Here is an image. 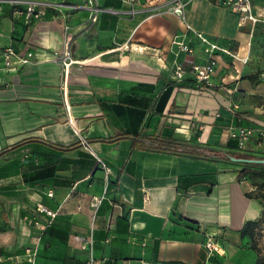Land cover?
<instances>
[{
    "label": "crops",
    "instance_id": "1",
    "mask_svg": "<svg viewBox=\"0 0 264 264\" xmlns=\"http://www.w3.org/2000/svg\"><path fill=\"white\" fill-rule=\"evenodd\" d=\"M98 1L129 9L122 0ZM252 2L262 19L254 30L240 27L222 0L187 6L195 31L237 55L216 54L209 85L191 73L172 79V43L186 32L173 15L107 11L91 24L88 11L62 7L27 22L15 14L24 3L0 4V50L34 55L17 70L0 69V264H257L242 237L264 215L257 184L226 160L164 150L178 141L236 154L230 132L238 127L263 131L246 149L264 145V0ZM67 34L69 69L57 58ZM189 37L192 60L205 63V46ZM209 235L224 256L208 257Z\"/></svg>",
    "mask_w": 264,
    "mask_h": 264
},
{
    "label": "built area",
    "instance_id": "2",
    "mask_svg": "<svg viewBox=\"0 0 264 264\" xmlns=\"http://www.w3.org/2000/svg\"><path fill=\"white\" fill-rule=\"evenodd\" d=\"M80 4H71L63 5L51 3L49 0H0L2 3H11L13 5H20L24 3L26 5V10L22 12L19 7L15 8V14H24L26 21H30L33 18H38L44 15L45 9H61L62 7H67L72 11L86 10L89 12V23L95 24L100 15L104 12H110L113 14H127L130 16H135L139 13H149L154 15H173L180 20H182L186 27V32L183 35L177 36L171 47V54L174 55V73L172 79L176 81H185L188 79V74L191 73L195 80L199 84H210L211 79L216 71L217 60L216 54L218 52L227 54L233 58H237V55L234 54L230 49L223 48L210 41L202 33L195 31L190 24L186 21V8L193 0H122L123 4L129 6V9L124 12L106 10L102 8L98 0H80ZM222 5L226 10H230L239 15V26L245 27L250 25L252 30L262 22L261 17L255 13L252 0H222ZM68 29V28H67ZM192 33L195 38H197L201 45L205 46L204 52L206 53V61L203 64L194 63L192 57L195 54V48L192 43V39L189 37V34ZM71 42L72 36L67 34L65 49L61 54L58 55L59 63L69 69V67L74 63L71 57ZM188 56L187 59L181 61V56ZM33 54L29 53L26 56L21 55L14 51L12 48H7L0 50V69L5 71L17 70L22 66H26L31 63ZM190 57V58H189ZM163 58H160L161 61ZM244 63L247 60H243ZM190 67L188 70L187 67ZM261 77L264 78V71L261 73ZM62 92L64 97V106L65 109L70 113L71 105L68 97V84L65 81L62 85ZM238 109L237 105L231 107V111ZM69 123L75 125L74 119L69 116ZM257 132L260 134L263 131L252 128V127H238L232 128L230 132V137L235 139L238 144V148L243 150L246 148L248 141L253 137ZM82 144L94 155L95 152L91 148V145L84 138L81 139ZM100 163L102 161L100 160ZM105 167V166H104ZM109 171V169H107ZM52 196L53 194H49ZM41 209L45 210L41 207ZM49 215L54 216L51 212L46 211ZM206 249L208 252V257L213 256H224L225 250L222 245L219 243L218 239L214 235H209L207 237ZM88 264H100L94 259H90Z\"/></svg>",
    "mask_w": 264,
    "mask_h": 264
},
{
    "label": "trees",
    "instance_id": "3",
    "mask_svg": "<svg viewBox=\"0 0 264 264\" xmlns=\"http://www.w3.org/2000/svg\"><path fill=\"white\" fill-rule=\"evenodd\" d=\"M171 93V88L168 87L166 92L161 96L160 101L157 106V112L162 113ZM164 150H168L170 153H174L177 155H187L195 158H203V159H212V160H226L231 161V158H238L236 154L222 153L216 150H211L209 148H203L197 145H191L187 142H170V146L164 148ZM254 166H260V168H252V167H243L239 170V177L249 176L254 179H264V164H256ZM263 218V217H262ZM256 222H250L246 225L245 229L242 231V237L245 236H253V229L258 223L262 220ZM257 264H263L261 262H257Z\"/></svg>",
    "mask_w": 264,
    "mask_h": 264
},
{
    "label": "rangeland",
    "instance_id": "4",
    "mask_svg": "<svg viewBox=\"0 0 264 264\" xmlns=\"http://www.w3.org/2000/svg\"><path fill=\"white\" fill-rule=\"evenodd\" d=\"M264 142V140H263ZM236 155H238L239 159H249V160H264V145L259 148H255V144L248 147L247 149H243L240 151L235 152ZM227 166L235 167V168H243V167H254V168H260V166H254L256 164L252 163H242V162H236V161H228L226 163ZM251 183L257 184V193L258 197L263 203L264 206V179H249ZM248 244L250 245V248H252L256 255H257V261L264 264V215L262 220L256 225L253 229V236L247 237Z\"/></svg>",
    "mask_w": 264,
    "mask_h": 264
},
{
    "label": "water",
    "instance_id": "5",
    "mask_svg": "<svg viewBox=\"0 0 264 264\" xmlns=\"http://www.w3.org/2000/svg\"><path fill=\"white\" fill-rule=\"evenodd\" d=\"M232 161L242 162V163H252V164H264V160H249V159L232 158Z\"/></svg>",
    "mask_w": 264,
    "mask_h": 264
}]
</instances>
